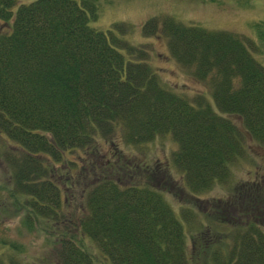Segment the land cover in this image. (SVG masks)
Returning <instances> with one entry per match:
<instances>
[{"label":"trees","instance_id":"16d2710c","mask_svg":"<svg viewBox=\"0 0 264 264\" xmlns=\"http://www.w3.org/2000/svg\"><path fill=\"white\" fill-rule=\"evenodd\" d=\"M15 2L0 0V201L26 223L46 222L55 264H264L263 188L239 183L232 202L189 199L197 210L178 212L164 194L197 197L228 179L244 131L264 140L257 43L170 15L147 18L142 32L160 29L169 53L207 80L213 102L203 93L191 100L163 82L147 48L90 24L94 0ZM257 33L264 44V27ZM159 132L177 143L180 182L167 165L125 160L121 144ZM0 264L14 263L0 254Z\"/></svg>","mask_w":264,"mask_h":264},{"label":"rangeland","instance_id":"374dc122","mask_svg":"<svg viewBox=\"0 0 264 264\" xmlns=\"http://www.w3.org/2000/svg\"><path fill=\"white\" fill-rule=\"evenodd\" d=\"M21 0H16V4ZM97 4V15L90 24L110 32L116 37L143 46L149 50V62L160 71L163 82L185 93L191 100L203 93L213 102L210 87L206 79L197 78L192 70L178 62L168 50L166 37L160 29L154 34H144L143 22L153 16L170 15L184 23H194L210 29H228L237 32L257 43L253 54L264 61V44L257 33V26L264 27V0H94ZM121 24L120 27L117 24ZM123 52L125 49L120 46ZM262 51V52H261ZM240 125L239 117L230 114ZM244 152L231 161L230 175L223 182H215L210 188L191 196L180 189L166 191L165 198L177 212L182 205L193 210L191 203L198 199L233 201V194L239 183L264 189V140L253 138L244 131ZM176 141L169 133L159 132L151 139L140 144H121L125 160L136 163L159 164L166 169L170 177L181 181L182 173L171 160V151ZM4 167L0 165V182L6 180ZM1 191V189H0ZM199 197V198H198ZM242 197V196H241ZM238 197V200L241 199ZM1 198V196H0ZM221 199V200H220ZM189 200L188 204H185ZM19 204V203H17ZM74 202L69 200L65 210L71 209ZM77 208L70 210L73 212ZM256 209V208H255ZM234 215L235 212H231ZM25 213L9 200L0 201V254L14 264H55L52 243L56 239L49 236L48 226L40 219L26 223ZM29 221V220H28ZM193 225V224H192ZM199 224L193 227L196 232ZM223 229V227H221ZM224 230H228V226ZM191 225L187 230L189 236ZM191 234V237L193 235ZM188 246H191L188 238Z\"/></svg>","mask_w":264,"mask_h":264}]
</instances>
